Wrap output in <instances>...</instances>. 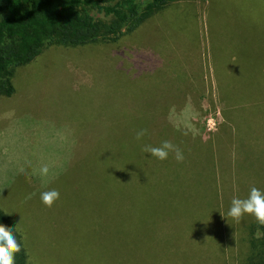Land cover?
<instances>
[{
    "label": "rangeland",
    "instance_id": "rangeland-1",
    "mask_svg": "<svg viewBox=\"0 0 264 264\" xmlns=\"http://www.w3.org/2000/svg\"><path fill=\"white\" fill-rule=\"evenodd\" d=\"M11 68L15 96L26 90L57 96L71 91L60 88L70 85L68 78L79 77L77 95L63 93L64 109L72 114L83 105L80 92L88 88L106 96L111 90L113 129L126 126L128 118L126 130L113 131L111 160L95 147H79L70 172L60 166L53 185L60 198L52 207L41 202V188L15 197L17 210L48 213L58 221L61 232L47 238H59L63 252L44 262L242 264L247 259L258 223L248 214L236 222L227 213L233 197L246 198L253 186L264 191V0H176L135 30L125 28L116 40L46 43L31 62ZM40 79L43 84L35 82ZM106 96L88 97L104 103ZM10 97L0 95V113H8ZM143 103L147 107L135 106ZM96 110L79 115L93 123ZM43 113L29 117L42 123ZM30 121L34 128H26L24 139L39 145L43 126ZM141 129L148 134L138 141ZM6 135L0 132V144L6 145ZM164 140L181 149L182 162L174 153L161 161L142 151ZM33 146L35 171L41 150ZM5 159L0 168L5 178L29 174L26 162H11L7 153ZM35 244L41 257H52L50 245ZM29 263L39 264L34 252Z\"/></svg>",
    "mask_w": 264,
    "mask_h": 264
},
{
    "label": "crops",
    "instance_id": "crops-1",
    "mask_svg": "<svg viewBox=\"0 0 264 264\" xmlns=\"http://www.w3.org/2000/svg\"><path fill=\"white\" fill-rule=\"evenodd\" d=\"M100 79L103 80L104 77L100 76ZM68 80L69 81L66 83H70V85H64L60 88L71 89V91H60V95L56 96L51 95L54 92H46L45 90L41 92H29L26 90L22 97L15 96V94L12 95V97H10V109L8 113H0V132H7L6 153L8 154V160L11 162H26L27 167H25V169L29 171V174L24 179H19L17 175L14 174L5 178L4 174L0 173V207L5 211L7 210L6 212L14 219L18 230L23 236L29 257L31 252H34L35 257L39 258V264H48L43 260L51 258L60 259V251L63 252L60 246V239L47 238L48 234H59L61 232L56 228L58 226V221L48 213H38L33 209L17 210L18 208L16 206L14 208L13 206L17 203L13 202L15 197L26 190L31 191L36 188H41L43 191L55 189L53 187L54 182L59 180L56 178V173H60V166L62 170H66L67 173L70 172V168L75 159V153L79 147H95V150L98 151V155L104 156V160L107 154L111 160L113 155V131L119 129L120 131L126 130V126L128 125L127 118V123L124 124L126 126L113 129L111 118V90L109 91V95L106 96L102 91L94 93L88 88V91L84 90L80 92V97L84 96L81 101L83 105H80L79 108L75 107L72 114L67 109H64L63 105L67 100L63 97V93L66 92L69 94L71 92L77 95L76 91L81 88V84L83 83L79 77L68 78ZM35 82L43 84L44 80L40 79ZM111 83H113V80ZM104 91L107 93V90ZM99 94L106 96L109 101H105L104 103H93L90 101V97L88 96ZM147 104L148 103H143L135 106L147 107ZM130 105H134L132 100L130 101ZM154 107H157V105L154 104ZM91 108H97L93 114V123L90 122L89 119H85V117L82 118L79 115V113H82L84 110H86V112L90 111ZM43 111H46V113H43L40 117H44V119L49 122L42 120V124L41 121L35 120L37 118L29 117V114L32 112ZM39 114L40 113H38V115ZM67 114H71L70 117L66 118ZM30 120L39 122L43 126L42 135L45 139L44 142L39 145L35 141L28 144L24 139L26 128H34V123H31ZM28 131L35 133L34 129ZM49 135L53 136V138L49 137ZM127 142L128 141L125 142L124 148ZM65 144L70 146V154L68 156L64 154ZM6 145L0 144V168L5 164ZM33 145L39 146L41 150L40 162H37L35 159V163H41V166L37 167L35 171L32 170V163L34 162L30 156V152L33 153L35 147ZM127 147L125 152L129 155ZM2 148L4 151H2ZM43 165H47L49 168V172L46 176L40 173V169ZM60 217H63L61 209ZM37 242H44L45 245H50L52 257H41L44 255V252L41 250L40 246H36L35 243ZM68 249L70 250V248ZM59 262L60 260L57 261V263Z\"/></svg>",
    "mask_w": 264,
    "mask_h": 264
},
{
    "label": "trees",
    "instance_id": "trees-1",
    "mask_svg": "<svg viewBox=\"0 0 264 264\" xmlns=\"http://www.w3.org/2000/svg\"><path fill=\"white\" fill-rule=\"evenodd\" d=\"M176 0H0V95L11 96L13 64H26L46 43L78 45L118 39ZM145 4L142 7V4ZM259 39V38H258ZM0 224L13 230L21 251L15 264H29V254L14 219L0 207ZM251 252L242 264H264V226L258 224Z\"/></svg>",
    "mask_w": 264,
    "mask_h": 264
},
{
    "label": "clouds",
    "instance_id": "clouds-1",
    "mask_svg": "<svg viewBox=\"0 0 264 264\" xmlns=\"http://www.w3.org/2000/svg\"><path fill=\"white\" fill-rule=\"evenodd\" d=\"M147 134V129H141L136 133V139L139 141ZM142 151L161 161L166 160L170 153H174L178 162L184 159L181 149L169 140L162 141L159 146L144 145ZM48 172V166L43 165L40 169L41 175L46 176ZM40 198L41 202L50 208L60 198V193L56 189H49L41 192ZM245 214L253 216L258 224L264 226V191L253 186L246 198L233 197L227 215L239 222ZM20 251L21 244L13 230L0 224V264H15V254Z\"/></svg>",
    "mask_w": 264,
    "mask_h": 264
}]
</instances>
